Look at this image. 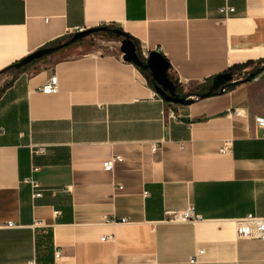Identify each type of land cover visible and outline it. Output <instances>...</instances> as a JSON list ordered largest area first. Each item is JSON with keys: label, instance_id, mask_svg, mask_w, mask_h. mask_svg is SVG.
I'll list each match as a JSON object with an SVG mask.
<instances>
[{"label": "crops", "instance_id": "1", "mask_svg": "<svg viewBox=\"0 0 264 264\" xmlns=\"http://www.w3.org/2000/svg\"><path fill=\"white\" fill-rule=\"evenodd\" d=\"M101 27L121 30L142 60L161 54L183 92L264 60V0H0V71ZM104 35L38 60L0 95V264H189L198 250V264H264V242L234 225L264 218V130L253 121L264 73L176 106ZM51 77L57 92L42 93ZM189 204L201 222L164 221Z\"/></svg>", "mask_w": 264, "mask_h": 264}, {"label": "water", "instance_id": "2", "mask_svg": "<svg viewBox=\"0 0 264 264\" xmlns=\"http://www.w3.org/2000/svg\"><path fill=\"white\" fill-rule=\"evenodd\" d=\"M101 32H106L116 37H120L121 40L119 41V45L120 52L123 55V60L136 65L140 70L148 71L152 77V87L154 91L157 92V94L165 100V102L176 106L190 105L195 100H199V98H208L214 96V94H223L228 91L231 86L250 82L255 77L261 75L264 71V65H261L255 70L248 72L244 79H235L236 76L231 72L221 73L214 76L207 92H182V94H180L177 93L175 84L172 80H170L169 75H167L169 62L164 60L161 54L158 52H151L145 60H142L134 41L123 34L121 30L109 29L106 27L86 29L84 32L75 33L67 42L55 45L54 47L38 49V51L22 58V60L13 65V67L15 70L22 69V67L29 65V63L36 62L43 57L50 56L60 49L69 47L71 44L85 39L87 36Z\"/></svg>", "mask_w": 264, "mask_h": 264}, {"label": "built area", "instance_id": "3", "mask_svg": "<svg viewBox=\"0 0 264 264\" xmlns=\"http://www.w3.org/2000/svg\"><path fill=\"white\" fill-rule=\"evenodd\" d=\"M219 14L224 17L228 18L232 13H234V9L232 7H221L218 9ZM85 30L78 29L77 33L79 32H84ZM147 57H145L146 59ZM261 65H264V60L262 61ZM260 65V66H261ZM259 66V67H260ZM173 73V72H172ZM264 71L262 72V74ZM259 75L253 79V81L259 80V78L262 76ZM172 82L178 86H181V82L179 79H176L173 77ZM58 90V80L56 77H51L50 80L41 88V92L45 94H55ZM164 119H169L172 121H177L178 116L176 115L175 111L173 109L167 110L166 113L162 114ZM254 125L256 129L263 131L264 130V117L260 116H255L253 118ZM182 148V146H181ZM157 150V145L152 144V151L155 152ZM222 151H225V148L222 149ZM38 152L41 154L44 152V149L41 147ZM122 161V158L120 157H113L105 163L102 164L101 168L103 172H112L114 164L115 163H120ZM262 164L264 165V160H262ZM27 183L30 185L31 190L33 191V198H41L43 195V189L41 186L38 184V182L32 180L31 178L27 179ZM117 189L121 190L122 188L117 187ZM58 214V213H56ZM164 221L168 224L173 223V224H186V223H191V224H197L202 221V218L196 213L195 207L192 204H189L185 209L183 210H176V211H170L166 212L164 214ZM235 225V230L236 233H238L240 238L251 240V239H256L259 241L264 242V218H258L254 216H248L243 219H238L234 222ZM16 227L14 223H6V228L11 229ZM110 238V237H109ZM102 240H105L103 238ZM202 250H198L193 254L192 256L189 257L188 263L189 264H198V257L203 255ZM55 258L58 259L59 253L58 251H55ZM28 264H36L35 261H31Z\"/></svg>", "mask_w": 264, "mask_h": 264}, {"label": "trees", "instance_id": "4", "mask_svg": "<svg viewBox=\"0 0 264 264\" xmlns=\"http://www.w3.org/2000/svg\"><path fill=\"white\" fill-rule=\"evenodd\" d=\"M69 39H70V37H69ZM69 39L55 40L54 43H51L49 46H47L45 48L54 47L55 45H58V44H62L64 42H67ZM78 42H81V41H78ZM43 58H45V57H43ZM43 58H41V59H43ZM261 63H262V61L260 63H258L256 66H254V69L253 70H255L256 68H258L261 65ZM33 64H35V62L29 63V65H27L25 67H22V69H19V70H15L13 66H9V67H6V69L0 71V76L1 75H5L7 73L11 75L10 81L0 90V95L7 89L8 86L11 85V83L14 81V79L16 77H18L23 72L24 69L30 67ZM253 64L254 63L252 61H249V62L245 63L244 65H236V66H233V67L230 68V70L227 71V73H230L231 72L232 74H234L235 76L237 75L238 77L241 76V75H246L248 72H246V73L244 72L245 68H247L249 66H252ZM140 71H141V73L144 76H146V79H147L149 85H152V77L150 76V73L148 71H143V70H140ZM170 80H173V78H171ZM212 81H213V79H210L204 87H198L196 89V91L197 92H202V93L207 92L208 91L207 89L211 85ZM176 87H179V86L176 85ZM233 87L234 86H231L228 90L230 91V89L233 88ZM176 91H177V93H180V94H182V92H183V91L179 90L178 88H176Z\"/></svg>", "mask_w": 264, "mask_h": 264}, {"label": "rangeland", "instance_id": "5", "mask_svg": "<svg viewBox=\"0 0 264 264\" xmlns=\"http://www.w3.org/2000/svg\"><path fill=\"white\" fill-rule=\"evenodd\" d=\"M112 34H108V35H104V37L106 38V39H109V40H111V41H117V39L118 40H120L121 38H118V37H116V36H114V35H112ZM119 42V41H118ZM101 46H103V47H105V46H107V45H105V44H101ZM254 69V67H251V68H248L247 70L248 71H252ZM246 77V75H241V76H239V77H236L235 79H244ZM10 79H11V75L10 74H5V75H1L0 76V90L10 81ZM189 92V91H188ZM198 93L196 90H193V93ZM190 93H192L191 91H190Z\"/></svg>", "mask_w": 264, "mask_h": 264}, {"label": "flooded vegetation", "instance_id": "6", "mask_svg": "<svg viewBox=\"0 0 264 264\" xmlns=\"http://www.w3.org/2000/svg\"><path fill=\"white\" fill-rule=\"evenodd\" d=\"M236 77H238V76L236 75Z\"/></svg>", "mask_w": 264, "mask_h": 264}]
</instances>
